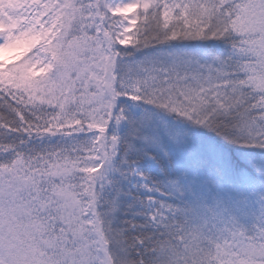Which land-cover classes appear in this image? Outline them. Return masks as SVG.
Returning <instances> with one entry per match:
<instances>
[{
  "label": "snow or ice",
  "instance_id": "1",
  "mask_svg": "<svg viewBox=\"0 0 264 264\" xmlns=\"http://www.w3.org/2000/svg\"><path fill=\"white\" fill-rule=\"evenodd\" d=\"M0 264H264V0H0Z\"/></svg>",
  "mask_w": 264,
  "mask_h": 264
}]
</instances>
